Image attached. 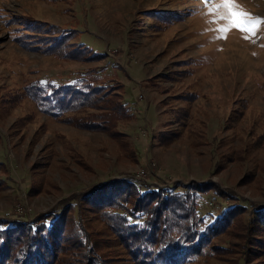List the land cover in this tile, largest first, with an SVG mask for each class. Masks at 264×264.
<instances>
[{"label":"rangeland","instance_id":"obj_1","mask_svg":"<svg viewBox=\"0 0 264 264\" xmlns=\"http://www.w3.org/2000/svg\"><path fill=\"white\" fill-rule=\"evenodd\" d=\"M157 13L170 17L162 30ZM24 16L74 27L77 41L107 56L69 60L28 49L14 35L47 33ZM93 67L113 105L126 107L92 110L107 127L50 120L28 104L1 107L24 77L68 81ZM0 160V220L60 209L111 263H126L114 236L75 199L109 179L205 188L200 214L210 220L241 203L250 220L264 206V0H0ZM237 230L221 236L223 245Z\"/></svg>","mask_w":264,"mask_h":264},{"label":"trees","instance_id":"obj_2","mask_svg":"<svg viewBox=\"0 0 264 264\" xmlns=\"http://www.w3.org/2000/svg\"><path fill=\"white\" fill-rule=\"evenodd\" d=\"M158 16L160 13L151 18L160 20L157 24L162 30L170 23V17ZM176 16L181 15L176 13ZM27 17L24 16L29 22L26 24L33 23L31 29L41 25L47 33L42 39L36 35L30 39L14 35L28 49L69 60L93 61L107 56L77 41L78 30L74 27ZM17 62L15 72L20 76L25 72L21 61ZM101 74V69L93 67L68 81L24 77L12 97L1 102V107L14 110L28 104L35 113L50 120L79 125L84 117L83 126L107 127L104 123L107 119L98 118L92 110L110 113L126 107L124 103L113 105L109 85L102 84L98 77ZM188 95L197 93L191 91ZM1 164L4 165L3 160L0 168ZM4 180L0 176V181ZM193 189L154 185L143 189L136 181L116 178L92 186L75 199L80 208L95 213L107 226L121 254L119 260H126L123 264H197L225 254L234 255L232 264H253L254 258L264 257V206L252 210L248 221L243 218L246 206L241 203L226 206L209 220L198 212L196 203L205 188ZM232 230H237L232 233L237 240L223 245L221 236ZM92 242L78 220L68 215L64 218L60 209L31 220H0V264H119L108 261ZM231 246L235 247L232 251ZM236 247L246 249L250 256L242 259L243 252ZM254 264H264V261Z\"/></svg>","mask_w":264,"mask_h":264}]
</instances>
